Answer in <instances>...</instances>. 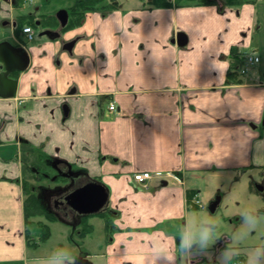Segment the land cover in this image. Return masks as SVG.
Wrapping results in <instances>:
<instances>
[{
	"label": "crops",
	"instance_id": "1",
	"mask_svg": "<svg viewBox=\"0 0 264 264\" xmlns=\"http://www.w3.org/2000/svg\"><path fill=\"white\" fill-rule=\"evenodd\" d=\"M181 32L179 46L171 39ZM74 35L69 54L61 45ZM38 37L21 45L29 59L14 96L0 97V264H29L35 247L26 243L22 182L54 181L64 162L84 173L80 182L107 188L112 211L95 213L108 237L100 264H244L264 247V238L235 246L224 235L203 251L179 249L188 211L201 208L191 200L198 177L247 173L254 189L264 173V0L92 11L59 39ZM235 53L259 60L242 73ZM140 170L182 180L153 176L145 187L132 179ZM252 209L264 219V205ZM229 247L239 256L224 259Z\"/></svg>",
	"mask_w": 264,
	"mask_h": 264
},
{
	"label": "rangeland",
	"instance_id": "2",
	"mask_svg": "<svg viewBox=\"0 0 264 264\" xmlns=\"http://www.w3.org/2000/svg\"><path fill=\"white\" fill-rule=\"evenodd\" d=\"M117 1H119L121 8L144 7L147 5V0ZM72 2L73 0H24L20 7L14 8L13 13L16 15L25 14L29 9L39 5V13L49 14V12L53 13L58 9L69 7L72 5ZM88 13H85V17ZM33 29L35 31L33 41H37L40 29ZM11 35V30L1 29L0 27V39L6 36L10 42L14 43ZM36 178L38 180H31L30 183L35 186V195L43 206L46 207L49 195L53 191L64 188L65 184L62 182H64L65 178L61 179L60 182L47 180L43 174L37 175ZM191 181L193 182L194 180L191 178ZM196 183L197 187L201 188L198 200L199 202L201 201L200 204H203V207L200 209L190 208L188 213L190 220L195 219L197 224H202L205 218L216 222L212 225L215 228V232L213 242L209 245V248L214 247L224 235H228L230 238L228 242L235 246L252 245L263 240L264 219H260V216H256V214L253 215L252 208L256 201L261 203V206L264 205V199L253 188L251 189L248 186L249 174L241 172L220 174L212 171L198 177ZM191 186L194 187V184H191ZM215 196H219L220 201L212 213L207 210L206 206ZM255 210L258 209L255 208ZM245 214L254 221L253 225L245 223ZM36 219L46 221L42 216H38L28 224L29 231L35 238L42 234L41 227L35 223ZM89 221L93 225V231L87 233L84 237L78 235L75 228L76 224L74 223L69 224L57 218L54 221H49L50 234L48 238L40 241L37 246L30 247L28 250L27 257L29 264H48L49 258L60 250H65L69 254L72 258L71 264H81L85 259L87 260V264H100L103 260L100 257V250L104 249L107 237V233L103 229L104 220L98 215H93ZM30 253L37 258H31ZM64 264H69V261L65 260Z\"/></svg>",
	"mask_w": 264,
	"mask_h": 264
},
{
	"label": "flooded vegetation",
	"instance_id": "3",
	"mask_svg": "<svg viewBox=\"0 0 264 264\" xmlns=\"http://www.w3.org/2000/svg\"><path fill=\"white\" fill-rule=\"evenodd\" d=\"M24 0H4L5 3H7L9 8H3L2 10L7 13L6 15L4 14L3 16L0 17V27L1 29H9L12 32L11 37L14 39V43L10 42L8 40V37L3 36L0 39V43L3 41L9 42L12 46H19L22 47V44H26V42H29L31 39H29L27 36H25L24 34L21 33V27L24 26L23 23L26 20H30L31 22V27L32 28H36V29H40L39 32L47 30V29H53L54 32H56L58 35L55 37L57 39H59L62 35V33L68 29H74L76 26L80 25V23L82 21H84L85 17H80L78 21H80L77 25H74L73 27H68V23L72 21V16L71 15V10L76 7H78V10L80 9L79 6H77L78 0H73L72 5H70L67 8H61V9H65L68 19L65 25H61L60 26V21L58 19V17L56 16V12L61 10L58 9L53 13H39L40 10V6H34L32 9H29L28 11L25 12V14L21 13V14H14V8L16 7H20L23 4ZM48 1V0H46ZM116 1V0H115ZM118 7H120V3L119 1H117ZM80 12V10L78 11ZM99 12L101 14H103L105 11H100ZM86 13V12H85ZM85 15V14H84ZM53 34V33H52ZM44 36V35H42ZM46 37V36H45ZM79 35H74V37L72 38H67L65 40H63L62 45H61V49L64 51H67L69 54H73V48L75 46V44L78 42L79 40ZM74 41L73 46L68 50L66 48V44L70 43ZM1 67V65H0ZM1 70H3V67H1ZM0 70V71H1ZM19 72V70H16L14 72L9 73V76L14 78L16 76V74ZM64 169L62 168H58L57 171H59V175H57V177L55 178L54 181H59L63 178H65L64 183L66 185V183H68V180H70L71 182V186L70 187H75L76 185H81L80 182V176L83 175L84 173L81 172H73L69 166V164H67L66 162H64ZM71 174V175H70ZM73 174H77V176L72 177ZM40 175V174H38ZM31 187V190L34 192L35 190V186L28 183ZM252 185L254 187V189L258 192V194L264 198V173L261 174L260 178L257 181H252ZM263 188L261 193L258 191L259 188ZM70 189V188H69ZM64 188H60L57 191H53L49 196L48 199V204L47 206H43V204L40 202L39 198V202L41 203L42 207L45 208L46 210H50L52 211L55 215H57L58 217L60 216V218L64 219L65 221H68V223H74L75 221L78 220V218L80 219L79 224H81L80 222L83 220V215H87V214H83L82 216H77V214L71 209H68L66 207H64V200H63V196L65 194ZM111 209H109L107 207V209H105L104 211L98 212V213H111ZM88 217V216H87Z\"/></svg>",
	"mask_w": 264,
	"mask_h": 264
},
{
	"label": "water",
	"instance_id": "4",
	"mask_svg": "<svg viewBox=\"0 0 264 264\" xmlns=\"http://www.w3.org/2000/svg\"><path fill=\"white\" fill-rule=\"evenodd\" d=\"M56 16L60 21V26L66 24L68 16L65 9L57 11ZM38 35H44L50 39L56 37L58 34L50 28L38 32ZM174 40L179 46H182L186 43V35L182 32L177 33L176 38L171 39V41ZM73 44L74 41L66 44V48L69 50ZM28 59V53H26L23 47H14L6 41L0 43V65L3 67V70L0 71V97L5 98L14 96L17 80L10 77L9 73L16 70H24L28 66ZM262 123H264V120ZM75 176H77V174L72 175V177ZM70 180H68V184L64 186V190H66L63 196L64 207L70 210L72 209L79 217L83 214H95V212L102 211L106 208L108 201L107 188L100 181L86 179L81 185L70 187ZM165 183L166 180L163 181V184ZM262 189L261 187L258 191L261 193ZM219 201V196H215L206 206L207 210L213 213ZM81 264H87V260L85 259Z\"/></svg>",
	"mask_w": 264,
	"mask_h": 264
},
{
	"label": "trees",
	"instance_id": "5",
	"mask_svg": "<svg viewBox=\"0 0 264 264\" xmlns=\"http://www.w3.org/2000/svg\"><path fill=\"white\" fill-rule=\"evenodd\" d=\"M221 1L222 5L229 6V7H238L241 3H243L245 0H219ZM79 4V10L78 7L71 10L72 21L68 23V27H73L74 25H77L80 21V17H84L85 12H92V11H105L109 12L111 10L117 9L118 4L115 0H78ZM216 0H147L146 6L150 8H156V7H165L168 8L170 6H180V5H204V4H215ZM29 24L31 25L30 20H26L23 25ZM236 54V53H235ZM237 57H239L238 54H236ZM242 56V55H241ZM239 57L238 59H242V57ZM234 71H237L234 69ZM232 70L229 72V76H231ZM22 192H23V202H22V209H23V221H25V233H26V243L31 246H37L38 243L42 240H45L48 238L50 231L48 222L56 220L55 214L50 211L46 210L42 207L41 203L39 202L37 196L35 193L31 190L30 185L27 181L22 182ZM190 199V198H189ZM104 214V213H99ZM42 216L44 220H35V223H37L41 227V236L34 237L31 232L29 231L28 224L32 221H34L35 217ZM90 215H83V220L79 224L78 230L80 231V236L84 237L85 234L92 231V225L88 222V217Z\"/></svg>",
	"mask_w": 264,
	"mask_h": 264
},
{
	"label": "clouds",
	"instance_id": "6",
	"mask_svg": "<svg viewBox=\"0 0 264 264\" xmlns=\"http://www.w3.org/2000/svg\"><path fill=\"white\" fill-rule=\"evenodd\" d=\"M215 223L207 218L202 221V224H197L195 219L189 220L188 226L180 235L179 249L185 253H190L195 246L202 251L207 249L213 242L215 228L212 225ZM245 223L253 225L254 221L245 214ZM221 256L226 260H231L239 256V251L235 247H229L222 251ZM262 257H264V247H257L248 253L244 264H260ZM167 259L172 261L173 257L167 256ZM65 260H68L69 264L72 262L69 254L65 250H60L49 258L48 264H64Z\"/></svg>",
	"mask_w": 264,
	"mask_h": 264
},
{
	"label": "built area",
	"instance_id": "7",
	"mask_svg": "<svg viewBox=\"0 0 264 264\" xmlns=\"http://www.w3.org/2000/svg\"><path fill=\"white\" fill-rule=\"evenodd\" d=\"M22 32L28 37V38H31L32 36V29H30L29 26H26L24 28L21 29ZM258 60V57L257 56H251V55H247L245 58H244V63H243V67L241 68V72L242 73H245L247 72L248 68H249V65L254 63V61H257ZM114 102H110L109 105H108V109L110 110H114ZM157 177V178H165V177H170V178H173L174 180H178V181H181V177H179V175L177 173H175L174 171H164V172H161V171H154L153 173L148 171V170H140V171H136L133 173L132 177L133 179L138 182L139 184H142L143 186H146V181L148 179H150L151 177ZM195 200V203L198 204L199 206L200 203L198 200L194 199ZM202 207V206H201Z\"/></svg>",
	"mask_w": 264,
	"mask_h": 264
}]
</instances>
